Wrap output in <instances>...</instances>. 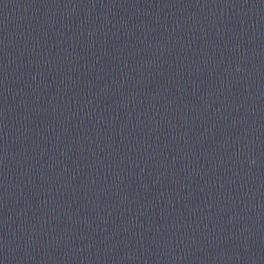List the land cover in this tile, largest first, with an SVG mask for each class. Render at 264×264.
I'll return each instance as SVG.
<instances>
[{
	"label": "water",
	"instance_id": "95a60500",
	"mask_svg": "<svg viewBox=\"0 0 264 264\" xmlns=\"http://www.w3.org/2000/svg\"><path fill=\"white\" fill-rule=\"evenodd\" d=\"M180 1L264 12V0H180Z\"/></svg>",
	"mask_w": 264,
	"mask_h": 264
}]
</instances>
